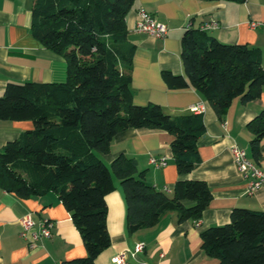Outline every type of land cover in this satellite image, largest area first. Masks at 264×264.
Returning <instances> with one entry per match:
<instances>
[{"label":"trees","instance_id":"trees-1","mask_svg":"<svg viewBox=\"0 0 264 264\" xmlns=\"http://www.w3.org/2000/svg\"><path fill=\"white\" fill-rule=\"evenodd\" d=\"M244 1V0H236ZM135 0H32L34 36L64 57L67 78L60 82L9 81L0 95V119H31L33 126L0 149V186L27 197L58 193L71 212L87 253L60 264H96L111 244L107 194L120 179L129 232L155 225L176 211L178 220H199L213 192L205 179L183 176L201 162L199 139L206 131L202 112L171 115L156 102L133 100L135 44L127 37L126 16ZM186 76L169 70L171 87L192 85L221 117L233 98L244 101L264 89L263 54L246 42H225L188 25L181 38ZM251 147L260 153L264 108L249 122ZM158 127L173 134L171 149L180 177L173 191L157 188L139 169L136 157L119 152L107 164L120 130ZM214 264H264V209L236 206L228 222L201 232Z\"/></svg>","mask_w":264,"mask_h":264},{"label":"crops","instance_id":"crops-1","mask_svg":"<svg viewBox=\"0 0 264 264\" xmlns=\"http://www.w3.org/2000/svg\"><path fill=\"white\" fill-rule=\"evenodd\" d=\"M32 0H0V95L9 81L60 82L67 78L64 57L46 47L31 30ZM149 10L168 26L165 36H156L135 28L139 8ZM215 20L217 27L207 33L225 42H246L258 46L264 66V0H135L126 16L127 37L135 44L132 69L133 100L138 104L159 103L171 115L202 111L206 125L199 139L201 162L183 175L205 179L213 197L197 224L192 218L178 220L176 211H168L153 226L129 232L127 204L120 179L113 174L115 188L107 194L108 229L111 244L96 257V264H118L113 256L124 253L127 264H214L216 258L205 253L201 232L209 226L228 222L236 206L264 209V185L249 194L247 178L239 172L232 147L247 150L248 156L264 168V137L260 153L251 147L250 120L264 108V89L260 96L244 101L233 98L220 117L205 96L192 85L171 87L165 70L185 77L181 58V38L188 23L200 27ZM251 21L259 22L256 26ZM33 126L31 119H0V149ZM173 134L158 127H129L120 130L110 150L100 153L107 164L124 152L137 159L146 179L157 188L173 191L180 177L171 149ZM151 156H166L167 164L151 163ZM31 212L35 226L43 219L53 221L52 235L29 244L21 218ZM34 229V228H33ZM138 242L144 247L134 249ZM87 249L71 212L58 193L22 197L0 186V264H60L63 259L85 255Z\"/></svg>","mask_w":264,"mask_h":264},{"label":"built area","instance_id":"built-area-1","mask_svg":"<svg viewBox=\"0 0 264 264\" xmlns=\"http://www.w3.org/2000/svg\"><path fill=\"white\" fill-rule=\"evenodd\" d=\"M138 19L136 21L135 28L139 31H145L156 36H165L168 31V26L155 18V16L147 9L141 7L137 10ZM259 22L251 21L252 26H256ZM191 24V21L188 25ZM218 23L215 20L203 22L200 25L202 30H207L210 28L217 27ZM205 108L203 103H198L193 105L192 109L196 112H202ZM235 163L239 172L243 177L247 178L246 192L251 194L258 188L264 185V168L260 167L254 160H252L247 153V150L244 147L234 145L232 147ZM151 163L161 166L167 164L166 156H151ZM21 222L23 224L22 234L27 236V231L31 230V235L29 237V244H36L37 240L42 237H50L52 235L53 221L50 219L41 220L37 227L35 226V220L32 217L31 212L26 213L22 216ZM196 223L199 224L200 221L196 220ZM34 228V229H33ZM144 247V242H138L134 252L142 250ZM112 260L118 264H127L125 260L124 253H119L113 256Z\"/></svg>","mask_w":264,"mask_h":264},{"label":"rangeland","instance_id":"rangeland-1","mask_svg":"<svg viewBox=\"0 0 264 264\" xmlns=\"http://www.w3.org/2000/svg\"><path fill=\"white\" fill-rule=\"evenodd\" d=\"M114 174V173H113Z\"/></svg>","mask_w":264,"mask_h":264}]
</instances>
